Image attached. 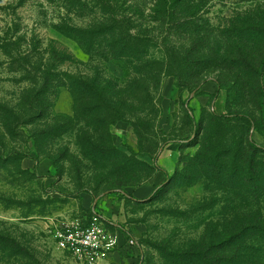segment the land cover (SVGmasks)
I'll return each mask as SVG.
<instances>
[{
    "label": "rangeland",
    "instance_id": "374dc122",
    "mask_svg": "<svg viewBox=\"0 0 264 264\" xmlns=\"http://www.w3.org/2000/svg\"><path fill=\"white\" fill-rule=\"evenodd\" d=\"M167 1L0 0V264H264V0Z\"/></svg>",
    "mask_w": 264,
    "mask_h": 264
},
{
    "label": "built area",
    "instance_id": "2783aa9c",
    "mask_svg": "<svg viewBox=\"0 0 264 264\" xmlns=\"http://www.w3.org/2000/svg\"><path fill=\"white\" fill-rule=\"evenodd\" d=\"M54 241L63 253L86 264H97L115 245V241L105 231L101 216L96 212L91 214L86 224L77 220L57 226L54 229Z\"/></svg>",
    "mask_w": 264,
    "mask_h": 264
},
{
    "label": "trees",
    "instance_id": "16d2710c",
    "mask_svg": "<svg viewBox=\"0 0 264 264\" xmlns=\"http://www.w3.org/2000/svg\"><path fill=\"white\" fill-rule=\"evenodd\" d=\"M179 0H174V2L173 3H175V2H178ZM157 6H158V8H160V9H163V10H167L168 8H170V5H169V3H168V1L167 0H159V3L157 4ZM3 49H6L5 47H3ZM234 118H242L243 116H240V115H234L233 116ZM258 231L257 232H259V234L262 236V237H264V229H257ZM246 233V231L244 230H242V233H240V234H236L235 236H232L230 239H229V241L230 242H233L235 239H240V240H244V234ZM242 234V235H241ZM241 235V236H240Z\"/></svg>",
    "mask_w": 264,
    "mask_h": 264
}]
</instances>
